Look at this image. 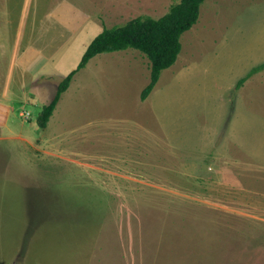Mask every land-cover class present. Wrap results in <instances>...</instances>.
Here are the masks:
<instances>
[{
  "label": "rangeland",
  "instance_id": "rangeland-1",
  "mask_svg": "<svg viewBox=\"0 0 264 264\" xmlns=\"http://www.w3.org/2000/svg\"><path fill=\"white\" fill-rule=\"evenodd\" d=\"M178 2L68 0L92 22L54 25L33 1L21 49L57 64L55 77L31 72L22 88L14 75L0 135V264H264V71L239 86L264 64V0H206L145 101L143 54L97 56L38 125L91 39ZM15 31L0 24V36Z\"/></svg>",
  "mask_w": 264,
  "mask_h": 264
},
{
  "label": "trees",
  "instance_id": "trees-1",
  "mask_svg": "<svg viewBox=\"0 0 264 264\" xmlns=\"http://www.w3.org/2000/svg\"><path fill=\"white\" fill-rule=\"evenodd\" d=\"M206 0H179L160 19L139 17L128 24L104 29L89 45L78 67L59 84L55 97L46 106L38 125L46 129L63 94L70 88L75 76L97 56L134 49L143 54L150 63V82L141 95L147 100L157 86L164 71L176 65L182 51V36L199 21L201 7ZM264 71V64L253 69L239 82L241 87L253 75Z\"/></svg>",
  "mask_w": 264,
  "mask_h": 264
},
{
  "label": "crops",
  "instance_id": "crops-1",
  "mask_svg": "<svg viewBox=\"0 0 264 264\" xmlns=\"http://www.w3.org/2000/svg\"><path fill=\"white\" fill-rule=\"evenodd\" d=\"M12 0H0V24L7 25L12 23L16 26L15 33L0 36V135L5 129H8L5 124L9 121L11 110L15 108L11 106V89L15 87V76L18 74V82L21 83V88L25 85L27 74L31 72L40 73L43 76L55 77L56 69L55 57H48L42 50L34 49L32 46L25 45L22 48L23 34L19 33V27L29 23V17L32 15V5L34 1V15L41 18L42 23L46 24H87L92 22V18L78 16L75 18L70 10L74 11V6L68 7V0H44L43 10H39L38 0H15V5L11 6L9 2ZM69 8V9H67ZM67 9V10H66ZM37 17V16H36ZM44 18L45 20L43 21ZM1 37H6L7 42L3 43ZM91 39L89 42H92ZM91 43H88L86 49ZM41 48L42 46L39 45ZM42 49V48H41ZM21 98V104L24 105ZM8 102L9 104L5 103ZM10 122V121H9ZM8 122V124H9ZM10 127V126H9Z\"/></svg>",
  "mask_w": 264,
  "mask_h": 264
}]
</instances>
